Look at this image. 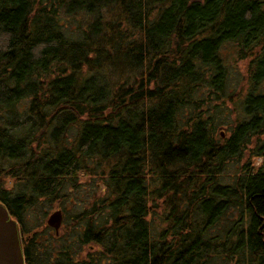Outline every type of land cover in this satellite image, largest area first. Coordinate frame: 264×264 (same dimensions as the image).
<instances>
[{"label":"trees","instance_id":"obj_1","mask_svg":"<svg viewBox=\"0 0 264 264\" xmlns=\"http://www.w3.org/2000/svg\"><path fill=\"white\" fill-rule=\"evenodd\" d=\"M227 43L249 89L224 139L208 102L222 99ZM261 86L264 0H0V201L26 263L75 264L92 244L83 264H264ZM82 175L105 194L76 215L74 249L26 227L39 198Z\"/></svg>","mask_w":264,"mask_h":264},{"label":"rangeland","instance_id":"obj_2","mask_svg":"<svg viewBox=\"0 0 264 264\" xmlns=\"http://www.w3.org/2000/svg\"><path fill=\"white\" fill-rule=\"evenodd\" d=\"M224 53L227 59V76L226 83L222 93V99L209 100L208 104L210 107V115L212 120L217 126L216 132L220 133L222 138H227L231 130L234 128L238 121L246 119L247 114L244 113V98L249 89V80L247 79L246 64L248 62L247 58H238L235 48L230 43L224 45ZM260 90L264 91V87H260ZM188 113L187 108L181 114V119L184 121L186 119V114ZM254 150V140L247 143L246 148L243 150V156L241 160L237 158L231 163L229 162L224 167L222 172V179L225 181H232V178L237 173V166L239 163L243 162ZM261 159H256V163H259ZM104 178L100 175H82L76 177L75 180H68L64 188L58 193L57 196L50 198H39L36 204L28 209L25 216L26 227L38 224H42V227L48 231L46 226V218L55 209H60L65 211L63 217V225L59 229L62 241L68 243L74 249L76 245L77 234L74 231L77 225V216L82 214L83 217L89 216V210L92 208L90 204L97 198L103 197L105 194ZM238 214L235 213L231 217H237ZM155 219L152 220L153 224H157V228L160 227L161 216H154ZM229 219V220H230ZM227 220V223L228 221ZM85 221V220H84ZM45 222V224H44ZM45 225V227H44ZM2 230V229H1ZM52 237V234L50 235ZM54 245L58 247L60 243L56 240H52ZM89 244H86L88 246ZM86 246H82L84 249ZM82 249V248H81ZM83 249V250H84Z\"/></svg>","mask_w":264,"mask_h":264},{"label":"water","instance_id":"obj_3","mask_svg":"<svg viewBox=\"0 0 264 264\" xmlns=\"http://www.w3.org/2000/svg\"><path fill=\"white\" fill-rule=\"evenodd\" d=\"M62 216V210L55 209L45 220L50 227L54 228L56 234L59 233ZM18 224L4 203L0 201V264H25Z\"/></svg>","mask_w":264,"mask_h":264},{"label":"flooded vegetation","instance_id":"obj_4","mask_svg":"<svg viewBox=\"0 0 264 264\" xmlns=\"http://www.w3.org/2000/svg\"><path fill=\"white\" fill-rule=\"evenodd\" d=\"M63 210V209H62ZM63 212L65 213V211L63 210ZM104 215V214H103ZM64 216V215H63ZM63 216H62V224H61V226L59 227V229L62 227V225H63ZM107 215H106V213H105V215H104V217L106 218V221L108 222V224H110V222H111V219H109L108 218V216L106 217ZM100 221V220H99ZM98 221H95L94 223H97ZM79 225V227L80 228H82V229H84V226L86 225V222L84 221V222H82V223H80V224H78ZM46 226H47V228H48V232L50 233V235L51 234H53V235H56V236H58L55 232H54V228L51 226H49L48 224H46ZM44 227H45V225H44ZM57 241V240H56ZM86 246V245H85ZM82 248V249H81ZM84 248L82 247V246H77L76 248H75V256H74V259L76 260L75 261V264H83V261L84 260H86V259H89L91 256H95V254L94 253H89L88 252V250H90V251H92L93 252V250L95 251V250H97V249H100V247L99 246H93L92 244H89L88 246H86V248L83 250ZM89 255H90V257H89ZM58 255H56L55 253L53 254V257H52V260H53V258H55V257H57ZM97 256V255H96ZM33 259H36V257H33ZM24 261H25V258H24ZM25 264H27L26 263V261H25ZM102 264H104V263H102Z\"/></svg>","mask_w":264,"mask_h":264}]
</instances>
